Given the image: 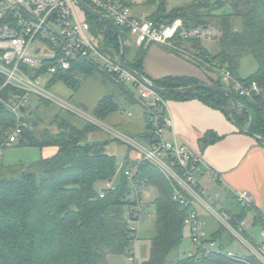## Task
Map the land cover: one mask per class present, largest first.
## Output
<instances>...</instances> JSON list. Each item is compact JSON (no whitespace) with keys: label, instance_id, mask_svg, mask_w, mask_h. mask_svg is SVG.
Wrapping results in <instances>:
<instances>
[{"label":"trees","instance_id":"1","mask_svg":"<svg viewBox=\"0 0 264 264\" xmlns=\"http://www.w3.org/2000/svg\"><path fill=\"white\" fill-rule=\"evenodd\" d=\"M121 2L128 7L132 5L129 0ZM145 4L156 5L147 16L155 23L179 20L182 28L214 26L221 31L219 49L214 54L200 40H191L184 46L190 45L197 51L194 55L209 65L214 64L218 70L226 68L240 81L257 83L259 93L252 100L238 96L232 87L229 88L237 101L247 108L235 111L232 120L246 127L251 116L253 133L264 138V0H195L171 10L167 9L165 0L158 5L156 0H146ZM85 18L94 39L101 37L97 43L102 51L118 58L121 46L114 28L86 13ZM123 33L127 40V32L124 30ZM147 51L148 48L139 47L138 52L130 57L128 49L127 63L160 88L176 89L198 83L222 86L220 79L207 82L176 76L152 79L144 72ZM246 55L256 60L257 69L243 79L238 73L240 60ZM197 66L206 72V66ZM24 69L27 72V68ZM95 72L100 73L93 64L76 62L70 70L55 74L48 85L63 81L76 88L75 74L90 76ZM40 73L35 71L33 75L37 77ZM4 83L5 76L0 73V147L7 140L9 131L19 123L3 103L17 91L11 86L3 87ZM115 85L120 87L129 103H136L123 86ZM163 97L166 100L196 99L225 114L231 103L227 96L206 90ZM119 110L114 94H108L98 102L93 115L104 120ZM22 111L25 117L20 121L25 125L22 126L20 144L41 149L55 147L57 151L50 157L23 166L16 177L0 179V264H109L111 255L126 254L133 258L137 231L132 229V221L141 208L143 192L151 188L158 193L152 201L156 205V233L151 240L149 259L141 264H240L223 254H207L200 249L192 255L180 254L176 261H170V255L179 250L185 238L184 221L191 208L174 201L167 178L150 163L131 160L129 154L119 164L115 156L106 152L108 142L88 141L87 135L95 129L91 124L78 127L55 116L51 123H56L57 133L43 130L37 134L35 124H30L35 112ZM137 137L148 143L158 141L147 121ZM215 140L220 138L215 137ZM119 166H122L120 184L99 189V184L113 180ZM133 166L136 167L133 182L139 187L137 194L125 174ZM241 208L238 214H233L239 220L253 212L252 206ZM254 225L264 230L262 214L255 212ZM228 236L227 230L219 227L206 241L218 242L224 248L232 237ZM252 244L256 245L254 241ZM244 259L250 264H263L254 255Z\"/></svg>","mask_w":264,"mask_h":264},{"label":"built area","instance_id":"2","mask_svg":"<svg viewBox=\"0 0 264 264\" xmlns=\"http://www.w3.org/2000/svg\"><path fill=\"white\" fill-rule=\"evenodd\" d=\"M84 1L100 13L111 17L116 25L134 40L137 47L158 46L195 65L209 64L194 55L184 44L191 40L212 41L221 37V31L214 26L187 29L182 28L179 20L158 24L145 16H136L121 0ZM37 38L50 45L51 51L48 56L38 55L39 49L35 45ZM83 61L93 64L100 73L107 75L115 84L123 86L142 107L143 117L152 126L153 133L158 138L157 142H143L106 125L104 129L111 133L113 139L138 151L141 161L157 168L170 182L174 201L191 208L184 224L188 228L193 250L200 249L207 254H223L227 259L237 263L250 264L234 252L224 251L218 242L206 241L209 235L199 209L202 205L221 224L220 227L226 229L232 236L238 237L264 264V245L249 233L244 220L237 219L225 208L218 194L209 193L200 183L197 175L201 172L202 156L183 142L173 130L171 119L166 113L167 100L159 93L141 85L134 76L123 70L117 58L116 60L108 58L92 36L85 12L74 0H0V73L5 76L3 87L11 86L17 91L3 103L19 121L18 125L9 131L2 146L19 141L22 126L25 125L20 121L22 114H25L22 110L26 109L30 94L50 99L79 113L77 109L56 100L41 88L40 79L45 74L53 77L59 72L68 71L73 64ZM24 68H34L41 73L37 77L30 76ZM219 71L238 96L252 100L254 95L259 93L256 82L249 84L240 81L226 68ZM126 83L137 88L139 94L136 95L125 87ZM81 114L89 121L99 124L94 117ZM128 115L131 116V113ZM135 171L136 167L133 166L127 169L125 174L134 194H137L139 187L133 182ZM212 179H216L215 174L212 175ZM110 183L107 187H111ZM205 194L209 195L212 205L206 202ZM236 195L240 207L252 205V197L248 192L240 191ZM141 211L139 208L136 219L132 222L139 223ZM132 229L136 227L132 225ZM136 231L138 232V229ZM243 234L249 235L256 245L244 238ZM130 259L136 262L135 255Z\"/></svg>","mask_w":264,"mask_h":264},{"label":"rangeland","instance_id":"3","mask_svg":"<svg viewBox=\"0 0 264 264\" xmlns=\"http://www.w3.org/2000/svg\"><path fill=\"white\" fill-rule=\"evenodd\" d=\"M162 0H156V4ZM195 0H165L166 7L168 10L182 7L191 4ZM146 11H154L156 5L146 6ZM143 12L147 14V12ZM227 11V8L225 9ZM142 12V11H141ZM139 14L140 12L135 11ZM90 22V21H89ZM240 26V23L237 24ZM92 34V32H91ZM96 39V38H95ZM101 40V37L99 38ZM99 39L95 41L99 43ZM202 44L212 53H216L219 49L220 41L219 39L212 41H203ZM35 45L39 49V56H48L50 53V45L42 41L40 38L35 40ZM127 45L129 49V55L132 57L135 55L139 47L136 46L134 40L127 34ZM186 48L196 54V50H193L190 45ZM168 52V51H167ZM97 61H100L97 59ZM194 64V63H193ZM209 78L212 76L210 74H215L217 77L214 80L220 79V85L226 88H231L228 81L222 76L220 71L216 68L214 64L205 65ZM211 71H210V70ZM257 69V62L250 55L244 56L240 60L239 67V77L246 79L250 77ZM28 75H33L35 73L34 68H27ZM206 73V72H205ZM52 77L45 74L40 79L41 88L45 89L50 95L56 100H60L67 104L69 107L77 109L79 113L73 112L65 106L55 103L54 101L39 97L36 94H30L29 101L26 103V109L31 112H35V117L30 119V124H35V132L40 134L43 130H48L52 133H57L58 128L56 123H51L55 116H59V120L67 119L78 127H83L85 124H91L95 127L94 131H91L87 135L88 141H99L108 142L106 146V152L117 158L119 164L123 162L126 155L129 154L131 160L140 159L141 155L138 151L130 148L123 142H117L113 140V136L106 129L104 125L111 127L121 133L133 135L138 138V134L144 130L145 119L142 115V107L136 103H129L125 95L120 90V87L115 85L112 80L107 75L95 72L90 76L83 75L81 73L75 74V79L77 80V87L71 88L67 86L63 81H58L53 85H48L49 80ZM109 78V79H108ZM212 79V78H211ZM134 92V94H139L137 88H133L132 84L126 83L124 85ZM108 94H114L117 103L119 104L120 110L104 120L97 119L93 115V109L96 107L98 102ZM232 104H228V108H231ZM81 113L85 115L94 117L99 124L89 121L86 117L82 116ZM131 113L132 116H128ZM25 114H22V118ZM37 121V122H36ZM40 122L41 124H39ZM1 138V136H0ZM259 144V143H258ZM261 148L264 149L262 145L259 144ZM0 179L8 177H16L20 169L30 163L39 161L45 156V150L35 146L21 145L20 141L15 142L9 146L0 147ZM119 166L117 169L116 176L111 181L110 185L116 187L120 184L121 180V168ZM199 181H201L202 186L211 194H218L219 200L226 205L228 210L233 214H238L241 211L240 205L229 195L225 194L223 188H220L215 182L208 179H201V175H197ZM108 184H99L98 188L107 186ZM158 193L155 188L147 189L142 194L141 210L142 214L140 216L139 223L132 222V225L138 229L136 234V241L134 246L135 261L139 264L147 261L150 256L151 240L156 233V205L152 201L157 197ZM204 198L206 202L210 203L209 195L205 194ZM211 204V203H210ZM212 205V204H211ZM200 212L202 214V219L204 221L205 229L207 233L214 232V230L220 227V223L211 217L212 215L207 211L204 206H199ZM207 212V213H206ZM127 213V211H126ZM126 215V214H125ZM245 225L247 230L250 231L257 241L264 244V236L260 235L261 227L259 225H254V220L252 214H249L245 220ZM185 238L176 252L170 255L169 260L174 262L177 260L178 256L184 252L192 249V244L188 239V228H185ZM231 234H229L230 236ZM228 236V237H229ZM232 236V235H231ZM230 236V237H231ZM229 237V238H230ZM243 237L247 240L252 241L249 235L243 234ZM232 251L242 258H249L253 254L252 252L243 244V242L238 237H231V240L225 244L224 251ZM109 264H135L130 257L126 254L121 255H111L109 257Z\"/></svg>","mask_w":264,"mask_h":264},{"label":"crops","instance_id":"4","mask_svg":"<svg viewBox=\"0 0 264 264\" xmlns=\"http://www.w3.org/2000/svg\"><path fill=\"white\" fill-rule=\"evenodd\" d=\"M129 1L132 4L129 8L136 16L147 17L152 12L146 11V0ZM137 10L139 14L135 13ZM145 11L147 14L143 13ZM144 72L152 79L176 76L207 82L217 77L210 74L212 77L209 78L207 71L205 73L189 60L158 46L148 48ZM166 104V113L177 136L202 156L201 179L215 182L236 202L237 192H248L252 197L253 212H249L244 221L249 214H252L254 220L255 212L264 216V149L258 142L240 132L225 113L199 100L168 99ZM215 137H219L220 140L214 141ZM43 149L47 151L44 158L52 156L57 151L55 147ZM213 174L216 175L215 180L212 179ZM223 205L227 208L224 203ZM211 233L208 232V235ZM260 235L264 236L262 227ZM188 239L190 240L189 233ZM193 251L192 246L188 253L183 254L189 255Z\"/></svg>","mask_w":264,"mask_h":264},{"label":"water","instance_id":"5","mask_svg":"<svg viewBox=\"0 0 264 264\" xmlns=\"http://www.w3.org/2000/svg\"><path fill=\"white\" fill-rule=\"evenodd\" d=\"M75 3L88 15L93 16L95 18H98L102 21L107 22L109 25H111L114 30L117 32V35L119 37L120 41V46H121V52L119 57L117 58V61L119 62L120 66L122 67L123 70L134 76L137 81L143 85L144 87L151 89L157 93H159L162 96L166 95H172V94H184V93H190V92H195L198 90H206V91H212V92H217L219 94L225 95L229 98L232 107L226 110V114L229 120H232V114L235 111L239 110H246V106L242 105L239 103L235 97V94L232 90L229 88L219 86V85H214V84H206V83H198V84H193L181 88H176V89H165V88H160L156 86L149 78H147L145 75L133 70L131 67H129L127 63V50H128V45H127V40L126 37L123 33V31L116 25L114 20L102 13H100L96 8L90 6L87 4L84 0H74ZM108 58L116 60V58L107 55ZM234 126L237 127V129L242 132L243 134L252 137L254 140H256L258 143H260L264 147V138L257 136L253 133L252 131V118L250 116V121L247 124L246 127H242L238 125L235 121H231Z\"/></svg>","mask_w":264,"mask_h":264}]
</instances>
